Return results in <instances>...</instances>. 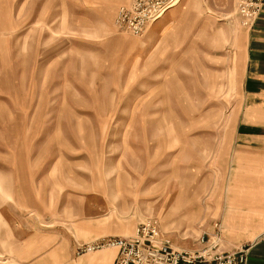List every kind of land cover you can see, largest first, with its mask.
<instances>
[{
    "label": "rangeland",
    "instance_id": "rangeland-1",
    "mask_svg": "<svg viewBox=\"0 0 264 264\" xmlns=\"http://www.w3.org/2000/svg\"><path fill=\"white\" fill-rule=\"evenodd\" d=\"M129 2L0 0V264L62 241L71 260L114 249L80 252L149 217L177 249L209 237L228 252L220 181L244 27L232 1L214 46L204 35L164 49L116 31Z\"/></svg>",
    "mask_w": 264,
    "mask_h": 264
},
{
    "label": "crops",
    "instance_id": "crops-1",
    "mask_svg": "<svg viewBox=\"0 0 264 264\" xmlns=\"http://www.w3.org/2000/svg\"><path fill=\"white\" fill-rule=\"evenodd\" d=\"M231 9V0H179L148 27L142 43L151 38L154 43L160 41L159 47L163 45L165 49L172 46L169 40L190 39V46L198 48L206 35L214 46L215 13L227 14ZM242 40L239 51L241 103L226 138L225 174L220 181L225 186L224 198L230 201V209L220 227L229 248L226 251L248 245L246 264H264V9L252 27L244 28ZM96 221L93 222L98 226L95 237L103 233L99 226L103 220ZM56 244L58 242L43 251L39 249L32 264L40 257L43 262L54 258L53 264H115L118 257L117 249H107L71 260L64 241L50 250Z\"/></svg>",
    "mask_w": 264,
    "mask_h": 264
},
{
    "label": "built area",
    "instance_id": "built-area-1",
    "mask_svg": "<svg viewBox=\"0 0 264 264\" xmlns=\"http://www.w3.org/2000/svg\"><path fill=\"white\" fill-rule=\"evenodd\" d=\"M179 0H130L117 9L114 26L117 32L143 37L150 25L160 19ZM235 14L244 28H250L264 9V0H232ZM217 233L214 237H216ZM195 250L175 248L161 234L160 222L155 217L140 222L129 237L102 238L80 247L89 253L106 247L118 250L115 264H246L248 245L232 251H219L213 238L201 237Z\"/></svg>",
    "mask_w": 264,
    "mask_h": 264
}]
</instances>
